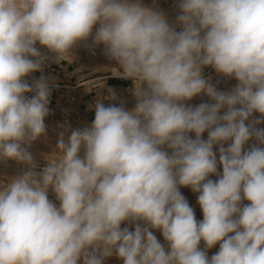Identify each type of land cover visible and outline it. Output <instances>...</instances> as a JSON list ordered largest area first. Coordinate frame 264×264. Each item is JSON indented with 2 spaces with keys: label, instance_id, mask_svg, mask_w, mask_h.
<instances>
[{
  "label": "clouds",
  "instance_id": "1",
  "mask_svg": "<svg viewBox=\"0 0 264 264\" xmlns=\"http://www.w3.org/2000/svg\"><path fill=\"white\" fill-rule=\"evenodd\" d=\"M177 7L179 31L141 0H0V160L26 166L0 188V264H264V0ZM37 42L56 62L102 45L137 100L97 101L91 126L61 131L39 172L28 147L47 136L56 85L32 75L48 59ZM205 67L236 86L218 91ZM201 93L213 103H185ZM180 187L199 194L202 221Z\"/></svg>",
  "mask_w": 264,
  "mask_h": 264
},
{
  "label": "rangeland",
  "instance_id": "2",
  "mask_svg": "<svg viewBox=\"0 0 264 264\" xmlns=\"http://www.w3.org/2000/svg\"><path fill=\"white\" fill-rule=\"evenodd\" d=\"M142 4L151 7L154 10L162 12L169 20L170 24L176 27V30H181L179 25L175 24V18L180 14L177 7L178 0H141ZM95 28L93 29V32ZM91 40L88 41V44ZM36 47L42 54L46 55L48 59L45 61L43 72H36L32 75L39 77L44 75L51 78V82L56 86L52 87L50 96V108L53 109L51 117L45 122L47 126V136L41 137L37 141L33 142L28 151L33 155L35 160L44 161L47 157L55 158L58 154L56 147L58 135L65 128L69 130L76 128L89 127L84 117L87 114H95V104L97 101L102 102L105 106L116 105L124 106L126 110H131L135 107L137 100L134 95L135 83L128 79L129 85L126 87H110L107 83L108 76L119 77L116 74L117 71H121L114 61H109L103 54V46H97L93 50H90L85 44H80L72 50V57H65L64 60L56 62L54 54L50 53L46 48L42 47L37 42ZM203 76L217 88L218 91L230 92L237 84V81L231 77H224L212 68L205 67L203 69ZM26 79L31 81V77ZM146 87V85H144ZM109 90L115 93L116 98L111 99ZM28 95V94H27ZM75 95L78 97L72 101L70 96ZM186 104L197 106L200 103H213L210 98L201 93L194 97L191 101H186ZM80 107L81 111L76 114L74 111ZM223 111V110H222ZM260 117L259 113H253L250 117V121H253ZM94 120V118H93ZM258 128H264V123L256 125ZM194 138V133H190ZM67 138V134L66 137ZM203 138L207 139V132L203 134ZM230 143V142H228ZM225 143V147L228 146ZM254 138L250 139L245 145V150L250 148L253 144H256ZM27 147V146H26ZM213 151L217 156V174H211L208 179L213 181L222 176V165L219 163V146L215 145ZM84 150L81 149L80 156L83 157ZM181 193L186 197L189 204L192 206L195 212L197 221L203 220V213L200 205L197 202L198 193L193 192L189 187H180ZM51 195H55L51 188ZM243 203H248L244 201ZM142 223V222H141ZM121 227H129V230H134V225L125 222ZM157 239L168 250L167 242L164 240L162 232L152 229ZM231 235V234H230ZM199 247L204 248V242L201 241ZM219 244L211 249H207L208 257L211 258L213 254L218 252ZM78 264H83L82 260ZM104 264H123V261L115 254L105 258Z\"/></svg>",
  "mask_w": 264,
  "mask_h": 264
},
{
  "label": "built area",
  "instance_id": "3",
  "mask_svg": "<svg viewBox=\"0 0 264 264\" xmlns=\"http://www.w3.org/2000/svg\"><path fill=\"white\" fill-rule=\"evenodd\" d=\"M70 98L72 101H74L78 97L73 95V96H70ZM49 109H50V112H49V115L45 118V122L50 119L51 113L53 111V109L50 108V105H49ZM80 111L81 109L80 107H78L77 109H75L74 112L76 114H79ZM94 117H95V114L94 115L87 114V116L84 117V120L87 121V123L89 124V127L91 126ZM35 162L38 165L36 171L39 172L47 165L48 160H44V161L35 160ZM24 170H26V166L23 164L17 163L14 160H7V161L0 160V188H3L4 186H6L11 178L22 174ZM48 197L54 204H56L57 207H59L60 202L56 199V196L51 195V187L49 188V191H48Z\"/></svg>",
  "mask_w": 264,
  "mask_h": 264
},
{
  "label": "crops",
  "instance_id": "4",
  "mask_svg": "<svg viewBox=\"0 0 264 264\" xmlns=\"http://www.w3.org/2000/svg\"><path fill=\"white\" fill-rule=\"evenodd\" d=\"M129 82L128 79H123L121 77L108 76L107 78V83L110 87H126L129 85ZM28 95L30 96L31 94Z\"/></svg>",
  "mask_w": 264,
  "mask_h": 264
}]
</instances>
